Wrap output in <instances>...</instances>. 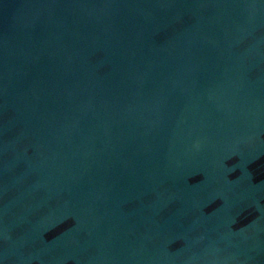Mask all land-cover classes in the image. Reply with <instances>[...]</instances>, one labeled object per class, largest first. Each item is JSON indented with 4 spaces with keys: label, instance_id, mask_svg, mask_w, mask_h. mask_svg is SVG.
Listing matches in <instances>:
<instances>
[{
    "label": "water",
    "instance_id": "95a60500",
    "mask_svg": "<svg viewBox=\"0 0 264 264\" xmlns=\"http://www.w3.org/2000/svg\"><path fill=\"white\" fill-rule=\"evenodd\" d=\"M0 264H264V0H0Z\"/></svg>",
    "mask_w": 264,
    "mask_h": 264
}]
</instances>
